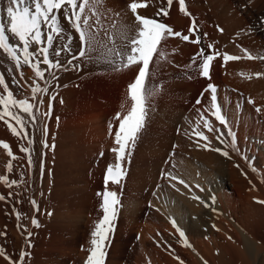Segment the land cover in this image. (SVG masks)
Listing matches in <instances>:
<instances>
[{"label": "bare ground", "instance_id": "obj_1", "mask_svg": "<svg viewBox=\"0 0 264 264\" xmlns=\"http://www.w3.org/2000/svg\"><path fill=\"white\" fill-rule=\"evenodd\" d=\"M130 2L104 0V7L109 13H121L118 23L125 32L117 35L118 43L113 47L124 54H127L128 42L135 34L136 22L127 8ZM7 6L8 0H0V16L4 17L5 23ZM155 7L138 11L154 16ZM186 9L191 17L180 13L174 0L167 17L155 18L172 26L174 31L187 34L191 18L194 17L200 32L207 33L203 45L213 43L215 49L221 52L243 55L237 47L242 45L254 56H264V28L259 23L264 21V0H186ZM62 23L67 28L66 21ZM217 26L223 29L222 33ZM69 35L72 37V52L77 53L80 42L71 28H67L65 35L55 41L54 49H62ZM201 47L179 38H167L161 45L163 58L154 57L150 65L147 103L155 97L159 98L160 92L167 91L172 94L171 103L175 104L173 107L160 105L156 108L154 104L147 111L150 127L139 132L137 140L142 138V141L135 145V149L131 145L129 147V151L133 149V154L130 151L125 162L126 176L121 181L122 191L121 187L108 185V190L119 193L121 219L116 232L121 239L109 251L105 264H179L176 256L184 264H264V204L257 202L264 201V76H255L257 72L264 73V61L242 59L221 67L222 57L214 59L211 80H208L191 63ZM50 58L64 64L63 69L55 70V79L48 77L47 85L50 94L55 96L51 118L47 121L46 137L49 144L55 145L54 150L42 149L39 134L36 133L35 166L29 171L24 154L19 151L21 141L12 136L0 121V141L8 142L19 157L13 161V172L8 174L9 178L19 179V173L23 171L26 181L20 187L11 189L0 182V194H13L7 201H0V233L7 232L6 236L0 235V247L12 261L17 260L22 249L30 253L24 264L51 263V255L43 260L38 246L29 247L32 242H39V232L49 221L55 222L60 231L72 227L69 224L78 226L97 221L91 205L99 196L98 206L101 210L102 196L98 193L105 190V170L115 161V155L109 150L115 146L113 136L116 129L110 136L109 117L105 109H98V105V108L93 105L85 108L84 103H118L117 96L123 91L127 92V85L138 71V66L117 67L109 62L111 56L100 57L91 52L87 58L77 57L73 61L77 65L75 68L67 65L70 58L67 51H62L59 57L53 51ZM10 67L11 63L6 60L0 63V74L4 75L9 89L18 98L30 97L27 85L35 79L34 73L25 66L22 69L24 79L20 80L15 71L8 75L7 69ZM249 75L253 77L251 80L247 79ZM13 76L19 85L13 82ZM40 83L44 86L43 82ZM209 83L217 87L222 113L236 135L241 155L229 146V137L225 135L224 143L220 144L215 139V132L209 133L204 129L201 113L215 129L227 132L205 111L210 104L209 93L205 91ZM201 93L206 97L201 99L200 107L186 108L184 104L191 98L195 102ZM248 97L255 103H247ZM43 99L46 110L48 96ZM255 107H260L261 112L256 113ZM193 129L205 131L212 141L211 147L224 148L231 158L197 148ZM242 155L249 157L251 163L242 159ZM93 156L99 160L98 174L94 178L96 186H91L88 177ZM8 161L6 151L0 148V176L7 174ZM252 167L257 171L253 172ZM166 173L179 176L190 185H199L204 191L193 187L189 193L176 181L165 179ZM171 183H176L181 191H176L170 186ZM74 185L78 190L75 199ZM193 195L199 196L210 206L205 207L199 200L192 199ZM213 196L214 204L211 201ZM32 199L39 206L38 212L29 203ZM15 211L22 214L19 223L25 225L26 229L18 228ZM33 218L38 220L39 227L32 225ZM173 219L177 227L185 232V238L192 248L184 246V238L173 226ZM90 229L93 231L94 226ZM28 233H31L30 239ZM125 237L128 239L125 240ZM40 239H43V235ZM89 248L90 241L85 244V249ZM67 251L75 257L80 253L75 248ZM0 264L9 262L0 257Z\"/></svg>", "mask_w": 264, "mask_h": 264}, {"label": "snow or ice", "instance_id": "obj_2", "mask_svg": "<svg viewBox=\"0 0 264 264\" xmlns=\"http://www.w3.org/2000/svg\"><path fill=\"white\" fill-rule=\"evenodd\" d=\"M176 2L179 6V12L191 17V13L186 9V0H176ZM173 3L174 0H131L127 8L136 23L135 34L131 36L128 42L130 46L127 54L113 47L118 43L117 35L125 32V29L118 23L121 13H109V10L104 7V0H8L7 22L5 23L4 17L0 16V63L5 60L10 62L12 67L7 69L8 75H12L15 71L19 74L20 80L24 79L22 69L25 66L32 70L35 77L31 84L27 85L31 96L18 98L9 89V84L6 83L4 75L0 74V121L7 126L12 136L21 141L19 151L24 154V159L27 161L26 167L29 171L35 166L36 133L39 134V143L42 149L54 150L55 147L54 144H49L46 139L48 135L47 121L51 118L52 103L55 100V96L50 94L47 85L49 84L48 77L51 76L52 79H55V70L63 69L64 64L59 60L50 58L53 51L56 57H59L62 51H67L70 57L67 65L73 68L77 67L73 64L77 57L87 58L90 52L100 57L111 56L112 59L109 62L117 67L138 66L135 77L127 85L128 99L131 101L130 110L124 115L123 119H121L120 112L116 113L114 119L119 121L118 126L109 124L110 136L113 127H116L113 136L115 146L109 150L115 155V161L110 163L105 170V190L98 193L102 196L101 210L103 214L100 219L94 222V230L90 234L89 254L85 264H105L106 250L109 247L110 235L114 232V221L117 218L118 206L120 205L119 193L108 190V185L121 187L122 191L121 181L126 176L125 162L130 156L129 147L130 145L134 147L147 114V100L150 95L147 80L150 76V65L153 64L154 57L157 59L163 58L162 42L167 38H179L184 42L202 45L196 56L192 58L191 63L199 74L208 80H211L214 59L222 57L221 67H225L228 62H236L242 59L264 61V56H254L242 45H237V47L241 49L243 55L221 52L219 49H215L213 43L203 45L202 42L203 39L207 38V33L200 32L198 22L194 17L191 18L187 34L182 31H174L172 26L155 18L159 16L167 17ZM150 6H156L154 16H147L138 11L139 9H147ZM62 21H66L67 28H71L78 35L80 46L77 53L72 52V37L70 35L66 37L67 43L62 49L56 50L53 47L55 41L67 32V28ZM259 23L260 27L264 28V21ZM252 27L253 29L256 28L255 25ZM217 30L223 32V29L219 26H217ZM240 75L243 76L244 73L241 72ZM255 76L260 78L264 76V73L257 72ZM252 78V75L247 77L248 80ZM13 82L19 85L15 76H13ZM40 82H43L44 86ZM205 91L209 93L210 99V104L206 106L205 111H208L220 125H223L227 132L215 129L212 123L201 113V122L204 129L209 133L215 132V139L220 144L224 143L223 137L225 135L229 137V146L238 155H241L236 135L229 126L226 116L222 113V107L217 98V87L209 83ZM203 94L201 93V96L197 98L196 104L201 103ZM44 96H48L46 110L43 108ZM246 100L249 104L255 103L251 97L246 98ZM254 111L260 113L261 108L255 107ZM199 123L197 127H199ZM192 134L196 137L194 144L197 148L215 151L226 158H231L229 152L224 148L211 147L212 141L205 134V131L193 129ZM201 141L204 143L201 144ZM0 148L5 150L9 157L6 164L7 174L0 176V182L9 189L20 187L26 183L24 172L19 173V179H10L8 175L13 172V161H16L19 157L14 154L8 142L0 141ZM43 157L44 153L42 152L40 157L41 166ZM241 158L251 163L249 157L242 155ZM21 167L25 166L22 165ZM236 167H239V165H236ZM252 171L256 172L257 169L252 167ZM164 178L169 181H176L189 193L193 187L204 191L199 185H190L184 179L171 173L164 174ZM176 183H171L170 186L179 192L181 189L176 187ZM12 195V193H9L8 196L0 194V201H7ZM192 199L199 200L205 207L210 206L199 196L193 195ZM211 201L212 204L215 203L214 196L211 197ZM257 202L264 204V201ZM29 203L33 206L34 211H39L35 199L30 200ZM14 215L18 221V228L26 229L25 225L19 223L22 214L15 211ZM31 223L33 226L39 227L38 220L33 218ZM172 224L176 227L179 236L184 238V246L192 248L193 246L185 238V232L177 227L174 219ZM0 235L6 236L7 232L0 233ZM30 236L31 233H28L29 239ZM28 255L30 253L22 249L17 260L12 261L11 257L6 255L3 247H0V257L8 260L9 264H24ZM175 259L179 264H184L179 256H176Z\"/></svg>", "mask_w": 264, "mask_h": 264}, {"label": "rangeland", "instance_id": "obj_3", "mask_svg": "<svg viewBox=\"0 0 264 264\" xmlns=\"http://www.w3.org/2000/svg\"><path fill=\"white\" fill-rule=\"evenodd\" d=\"M206 88L207 87H205V89ZM125 91H126V89H125ZM160 91L161 90H158V92H160ZM160 94L161 95L158 96L159 98L155 97L154 100L152 99L153 101H151L150 103H147V111H149L150 108L152 109L154 107V104H155L154 108H156L160 105H167L170 107L174 106L175 103H171V101L173 100L172 94H170L167 91L160 92ZM203 97H206V95L203 94ZM155 99H158V100L161 99V100L158 101ZM162 100L164 101V103H161ZM117 101H118V103H106V102L84 103L85 104L84 107L87 108L89 105H93L96 108H98V106H99L98 109H105L104 111L107 112L108 117H109L108 118V120H109L108 127H109L110 123L113 124L114 126H118L119 121L114 119L116 113L120 112L121 113V119H123L124 115H126L127 112L130 110L131 101H130V99H128L127 92L124 93V91L117 96ZM154 101H155V103H154ZM186 103H187V105H186ZM186 103L184 104L186 106V108H187V106L199 108L200 104H201V103L199 105L196 104V101L194 102V98H191ZM169 104H171V105H169ZM145 122H147V118H146V121L144 120V125H143L141 131H143V130L145 131L150 127L149 122H147V123H145ZM115 129H116V127H113L112 131ZM141 141H142V138H141V140H136L135 145ZM135 145H134L133 149H135ZM132 150L130 149V151L132 152L131 155L133 154ZM98 168H99V160H98L97 156H93L92 160L90 162L89 169H88V177H89V180L91 182V186H96L94 178L98 174ZM103 179H105V178H103ZM74 186H75L74 188L76 189V185H74ZM76 190L73 192V198L74 199L77 198V194H78V190L77 191ZM99 203H100V197L97 196V199H95L91 205V207L93 208V209L91 208L93 210L92 212L95 214L97 220L100 219L102 217V214H103L102 210H100V207L98 206ZM119 206H118V212L119 213H117V218L114 221V232L110 235L109 247L106 250L107 251L106 259H105L106 261L109 259L108 258V254L110 253L109 251H111L114 244L117 243L119 241V239H121L120 237H118L119 235L116 232V226L121 219ZM147 209H149V206H147ZM69 225L72 227H70L68 229L65 228V230L60 231L59 228L56 226L55 222L49 221V223L45 224L46 227H44L43 229L40 230L38 236L41 237V235H43V239H40V237H39V239H38L39 242H36V243L32 242L31 246H32V248H34L35 246H38L39 249L38 248L37 249L39 250V252H41V256H42L43 260H45V258H47V257H49V255H51L52 257H50V259H51L50 264H85L86 258L89 254L88 249H85V244L90 241V238H91L90 234L92 232V229H90V228H93L94 222L93 223H91V222L87 223L86 222V223H84L82 225H78V226L77 225L73 226V224H69ZM57 228H58V231H57ZM61 237H63L64 241L61 239ZM127 239L128 238L125 237V240H127ZM73 248L80 251V253L76 257L71 252L67 251V249L71 250ZM81 252H84L83 255H86V256H83L81 254ZM50 253H52V254H50ZM106 261H105V263H106Z\"/></svg>", "mask_w": 264, "mask_h": 264}]
</instances>
